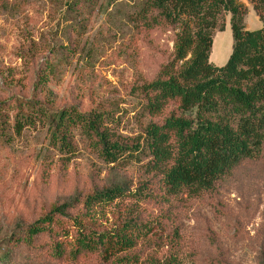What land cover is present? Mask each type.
Instances as JSON below:
<instances>
[{
    "label": "rangeland",
    "instance_id": "374dc122",
    "mask_svg": "<svg viewBox=\"0 0 264 264\" xmlns=\"http://www.w3.org/2000/svg\"><path fill=\"white\" fill-rule=\"evenodd\" d=\"M94 1L0 0V264H105L72 251L82 227L123 229L131 205L123 197L85 204L116 187L134 193L131 203L148 219L161 214L159 177L144 149L147 126L157 120L148 117L139 88L169 61L178 29H144L134 16L142 0L101 11ZM249 6L247 29L257 31L262 24ZM223 21L210 54L216 67L232 49L230 15ZM65 113L94 119L119 148L116 162L83 122L66 129L69 150L51 138V124ZM64 204L65 216L50 225L69 233L61 237V258L51 254L48 234L23 242L35 222ZM171 207L180 264H264V156L245 162L214 192ZM151 231L138 234L129 264H159L167 254V243L156 239L161 231Z\"/></svg>",
    "mask_w": 264,
    "mask_h": 264
},
{
    "label": "trees",
    "instance_id": "16d2710c",
    "mask_svg": "<svg viewBox=\"0 0 264 264\" xmlns=\"http://www.w3.org/2000/svg\"><path fill=\"white\" fill-rule=\"evenodd\" d=\"M133 1L94 2L101 11ZM246 1L262 24L257 31L246 29L248 7L240 0H142L139 4L134 16L144 29H178L169 61L139 88L148 117L157 120L147 126L144 149L152 157L151 171L159 177L156 194L161 214L148 219L145 212L136 211L130 201L136 195L124 193L121 187L98 193L85 204L113 203L123 197L130 202V211L120 231L100 234L82 227L74 257L84 253L101 257L105 264H129L136 258L138 234L150 233L157 226L161 233L156 239L169 246L159 264H180L179 233L171 229V206L214 192L245 162L264 156V0ZM225 13L230 15L232 53L226 65L216 67L210 63V54L215 33L225 30ZM58 118L51 124V138L69 150L66 129L83 122L102 152L116 162L119 148L108 143L94 119L67 113ZM68 208L66 204L54 207L29 228L23 242L31 244L48 234L51 254L61 258L65 254L61 237L69 233L53 231L50 225L55 217H64ZM155 262L154 258L147 264Z\"/></svg>",
    "mask_w": 264,
    "mask_h": 264
},
{
    "label": "crops",
    "instance_id": "0c3cea01",
    "mask_svg": "<svg viewBox=\"0 0 264 264\" xmlns=\"http://www.w3.org/2000/svg\"><path fill=\"white\" fill-rule=\"evenodd\" d=\"M240 2L243 3V4H245V5H247L248 9L250 10V6H249V4L247 3L246 0H240ZM246 20H247V18H245V26H246V29H247ZM226 27H227V26H226ZM230 28H231V26H230ZM225 29H226V28H225ZM247 30H248V29H247ZM231 32H232V31H231ZM219 34H221V33H219ZM215 39H216V37H215ZM215 42H216V40L213 41L212 50H213V47H215ZM232 45H233V42H232ZM231 53H232V49H231ZM231 53L229 52L230 55H231ZM226 58H227V57H226Z\"/></svg>",
    "mask_w": 264,
    "mask_h": 264
}]
</instances>
